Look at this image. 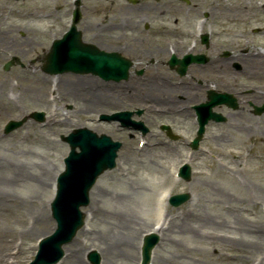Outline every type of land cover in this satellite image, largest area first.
Here are the masks:
<instances>
[{
  "label": "rangeland",
  "instance_id": "obj_1",
  "mask_svg": "<svg viewBox=\"0 0 264 264\" xmlns=\"http://www.w3.org/2000/svg\"><path fill=\"white\" fill-rule=\"evenodd\" d=\"M1 1V0H0ZM12 5H14L17 8H22L25 3H27L28 0H9ZM123 5V7L131 8L135 14V20L138 22V26H136L133 30L131 29H125L121 22L125 21L129 23L128 17H119L115 18L116 15H108V17L104 20L103 14L101 15L98 12L99 4L94 3L93 0H66L65 2H55V0H44V2L48 5V11H45L46 13H55L56 19L49 20V32L52 34H56V32L60 31V35L57 37H51L50 34L47 36L42 37L41 43L43 46L41 48H38L37 51L30 52V54H20V53H13L9 52L4 53V55L0 56V77L2 78H11L14 80V82H17V78L21 76L31 75L32 72H38L43 75H48L43 71V66L46 62V55L49 53V50L52 45L53 40L60 39L65 32L69 30L70 24H71V18L72 13L78 5L80 12H81V19L78 23V29L81 31L84 41L96 43V41L91 37L93 35L92 29L95 28L96 32L104 35L108 38L115 39L117 38V42L111 43V44H105L103 46L105 47H112V46H125V43L133 44V42H128V39L125 35L129 37H135L140 36L144 39V47L153 49L150 54H154L153 56L157 55V51L159 49H163L165 52V57L167 58L168 62V47L173 46L176 49V42H182L183 43V50L186 49V46L189 45L191 40L195 39L194 33L191 36L182 37L180 36L179 32L181 31H197L199 24L201 23L202 19H206V22H204L203 30L204 31H212V38L209 41L208 46L207 45H201L197 46L195 49L198 54L204 55L206 58H208V61L205 64H209L215 60H223V61H229L230 57L234 55V52L236 51L237 46L232 45V39L233 40H240V39H246L250 41V46L252 48H256L259 51L264 50V11L259 12L258 16H255L251 20H246L245 22L241 23H234V25H228L226 24L222 19H217L212 17L211 13V7L209 4L201 5V3L197 2L196 0H162V4L165 7H170L172 9V12L162 13V15H159L158 18H155L153 14L151 13L152 9L150 4L154 0H120ZM210 1V0H206ZM228 3H232L239 0H225ZM242 1H251V0H242ZM256 1L258 6H260L262 9L264 7V0H253ZM135 2V3H133ZM65 3V4H64ZM109 18H115V21H111ZM90 26L88 30H86V27L84 26ZM104 27L103 31H100ZM106 26L108 28H106ZM122 26V27H121ZM157 26L161 27V30L158 32L159 36H156L157 32ZM133 31L134 32L133 34ZM112 32V33H110ZM17 37L20 40H24L26 37V34L24 32H19L16 34ZM159 38V39H158ZM158 39V41H157ZM127 40V41H126ZM196 40V39H195ZM97 44V43H96ZM98 45V44H97ZM201 47L202 49H200ZM110 50V49H107ZM242 53V51L240 50ZM180 53V52H178ZM170 54V53H169ZM227 54V55H226ZM123 56L131 59L133 62H137L136 58L132 57L128 53H122ZM150 56V57H153ZM180 56V55H179ZM147 59L146 63L144 65L135 67L132 72L134 76L140 78L136 74L138 71L143 70L142 78H146L149 76L147 73V68L150 66L158 65L161 68L165 69L167 73H169L172 77H174V84H179L181 82V79L177 74L172 73L171 70L167 67V62L163 61L161 57L158 58L157 62L152 63L151 59ZM12 58H17L21 65H16L11 68L9 72L4 71V65L10 61ZM204 64V65H205ZM229 67L232 71L238 74V87L244 86L245 88L242 90L241 95L244 98L249 97V94L252 92L250 89L257 87L261 90L262 99H264V72L262 75H257L255 73L254 75L251 73H248L245 69L241 71L240 62L234 61L229 62ZM240 69H239V68ZM245 67V66H244ZM243 67V68H244ZM241 71V72H240ZM244 72V74H242ZM147 75V76H145ZM145 76V77H144ZM53 79V85L55 84L57 86L56 95L57 99L59 97V100L57 102V106L55 107V103H52L49 101L48 98L45 97V105L41 106H35L31 100H29L27 97L24 98L21 95V91H14L13 94L18 96L19 101L16 106V108L4 114L3 116H0V151L2 156L13 159L14 161L20 163L24 162L25 164H28V166L31 168L32 174H38V169L40 165H49V171L47 174L43 172V175L45 176V181L47 183V193H53L52 188L48 186V184H51V182L58 177L60 172L62 171L63 167V159L68 155L67 146L66 144L61 140V137L67 136L72 129L77 128V126L73 125L71 121L67 120L65 121V125L58 126L59 124L56 123L57 120L62 119V117H57L56 113L59 114H66L67 112H72L77 107L76 101H69L65 98L64 93L61 91V85L58 83V78L62 77H71V78H83V76H77L73 74H63V75H57L52 76ZM101 81V80H100ZM203 81L202 79H196L193 81L194 86L200 87V83ZM103 82V81H101ZM106 83V82H103ZM122 84L126 82H121ZM120 83V84H121ZM106 84H114V83H106ZM119 84V85H120ZM210 85V84H209ZM179 86V85H178ZM17 89V88H16ZM8 89L5 91V95L8 94ZM48 91H49V85H48ZM48 91H45V93H48ZM208 91V90H207ZM218 92H228L235 97V92H232V90L229 88L219 87ZM12 94V92H10ZM9 93V94H10ZM127 91H125V94ZM129 93V92H128ZM10 94V95H11ZM207 94L206 91L202 92V95L205 96ZM22 97V98H21ZM184 99V100H183ZM182 96H178V98H175L176 100V108L177 109H185L186 111H193V107L195 105L200 104L201 102H204V100H200L197 98L196 100L190 101V102H184L185 101ZM205 99V98H204ZM161 100H168L167 97H162ZM199 100V101H198ZM239 102V108L237 110L229 109L226 106H222L219 108H215L219 113H221L223 116L226 117V122L224 123H214L211 122V125L209 126L207 130L208 137L211 136V133H214L215 135L220 134L224 135L225 139L218 141L215 139L209 140L208 137L205 141H203L200 145V148L197 151L201 150H207L209 158L216 161L217 165H228L227 167H224L223 170L220 171V174H216L213 172V170H209L208 167H210L211 162H206L203 164L202 168L203 171L207 172L208 176L211 175V179L220 183H223V180H227V177H229V173H231L232 169L235 168V164L237 161L240 160V163L237 164L238 168L241 170H244L246 172V175H243L240 173V176L243 177L245 180V184L248 182L250 185V182L254 183L257 187L261 188L264 187V141H258L256 138H251L249 136H241L242 133H238L231 129L229 126V122L231 121L230 118L232 114H240V116H243L240 118V123L242 125L240 126H250L254 125L256 128L259 126H262L261 128H264L263 123L260 121L261 118L264 117V114L261 116H255L253 114V107L254 106H262L257 105L254 103L253 100L246 101H238ZM253 102V103H251ZM264 102V100H263ZM158 106L161 107V104L158 102L156 103ZM158 108V110L160 109ZM162 108V107H161ZM144 110L146 108L144 106H124L121 107H111L108 109H100L99 111L96 110L91 115L92 117L96 118V116H101L104 114H112L115 112L120 111H133L134 112V118L139 119L142 116H144ZM138 111H141L142 113L139 115L137 114ZM33 112H44L46 118L44 119L45 123L40 124L39 122H36L34 120L28 121L25 125L22 126L19 130H16L12 132L9 135L3 134V128L4 125L10 120H21L22 118L29 116ZM99 113V114H98ZM85 116V115H84ZM253 118L254 120L249 123L246 121V118ZM86 118L81 116L80 121L81 123H84V119ZM56 119V121H54ZM147 119H149L147 117ZM71 120L73 122H77V117H71ZM88 121V120H86ZM178 121H182L180 117H176V122H174L173 119L167 120V119H157L156 121H153L151 124V120L149 119V122L144 119V122H146V125L150 128L151 131H154V133L159 134V140L163 142H167L171 146L176 147L179 145V139L182 138V133H184L185 138H189V141L192 138L190 130L186 127V125L181 124ZM189 121L193 123V117L192 115L189 117ZM71 122V123H68ZM109 124L112 125V127H117V125L114 122H110ZM152 125V127L150 126ZM157 124L162 125H169L172 127V134L175 136L178 135L176 140H172L167 136V133L160 134L159 128H157ZM161 125V126H162ZM213 127V128H211ZM54 129L50 131V129ZM223 130L224 134L219 133V130ZM116 130V128H115ZM227 130V132H225ZM37 131V132H36ZM188 131V132H187ZM29 132V136L35 135L36 138L45 137L49 144L45 143L44 141H33L31 139L26 137L25 134ZM35 132V133H34ZM44 132V133H40ZM107 132V131H106ZM37 133V134H36ZM181 133V135H180ZM186 133V134H185ZM241 134V135H240ZM134 135V136H133ZM244 135V134H243ZM148 136V135H147ZM146 136V138H147ZM180 136V138H179ZM111 137L115 140H119L124 143V147L122 151H125L126 148L129 147L128 139H132V149L134 154H136V158L140 161V163H136L132 166V169H129V165H126L125 167L121 168L118 166L119 159L117 162V167L119 171V174L121 177L127 180H134L137 177L144 178V181L142 183V187L145 186V190L142 189V194L137 197L138 199V207L136 208V212H138L136 215V219L132 221L133 215L131 216V221L128 225L124 226V230L120 228H114V225H118L121 220L119 219H110L108 222H104L103 219H100L99 221L95 218V213L91 210L92 209V200L91 203L88 204L87 208H84L83 211L88 214L87 220H86V226L90 228L89 225H92L94 227L95 231L100 230L99 236H111L110 242L115 246L116 254L115 257L117 260L115 261L116 264H138V257L140 260V253L138 255L137 251V244L139 242L140 251L142 249L143 244V238L145 234H148L152 230L153 224L156 222V217L154 218V212L155 207L154 201L156 198V195L158 194V191H162L164 187L168 186L171 187V194H180V193H193L191 188H189L190 183L194 180L195 174H192V178L189 182H185L184 180L181 183L172 184L170 181L168 182H161L160 180H163V175L166 174L171 179V173L169 165L171 163H174L176 166H179V162L177 161V155L168 153L167 150H165L166 147L161 146L160 155L159 158L154 161V163L150 162L151 158L144 157V154L146 153V150H139L138 149V136L137 132L134 133H127L122 132V134H115L112 132ZM179 138V139H178ZM151 142V139H146L147 141ZM153 140V139H152ZM189 141L187 140V144L182 152L181 156V162L184 160H191L189 155L191 153L189 149ZM154 142V140L152 141ZM212 149V150H211ZM224 149V151L228 154L225 158H223L220 153L218 152L220 150ZM181 150V149H180ZM120 152V154L122 153ZM231 151H236V153H239L240 156H237L236 154L233 155V153L229 154ZM194 153V152H193ZM221 156V157H220ZM179 159V158H178ZM144 161H148L151 163V165L147 166L146 164H142ZM192 161H194V164L192 165V173L197 171L196 164L199 165V158L197 159L195 157V154H193ZM57 164L60 166V172L52 174L54 165ZM52 167V169H51ZM10 170V169H9ZM12 171V170H10ZM114 171V170H113ZM108 173V172H107ZM106 174V173H105ZM104 174V175H105ZM52 175V176H51ZM35 176V175H34ZM30 175V178L23 179L20 181L19 185L20 188H18V192L26 197L34 196L35 192L39 188V179ZM103 176V175H102ZM102 176L99 178V180L102 178ZM54 178L52 181L50 179ZM25 179V180H24ZM43 182V181H41ZM228 185V180L226 181ZM111 184V183H110ZM125 185V184H124ZM173 185V186H172ZM253 185V184H251ZM126 186V185H125ZM229 186V185H228ZM119 193H121L120 190H123V188L118 187L117 188ZM264 190L263 188H261ZM8 191H11L9 189H3L2 193H6ZM8 194H3L4 200L3 203L4 208L6 210H10V212L2 213L1 214V221H0V241H2L4 238H6L7 243V252L2 254V258L4 259V264H30L31 260H34L36 252L38 250L37 242L40 238L44 236H48L51 234L56 226V223L54 219L51 216V206L50 204L53 201V198L51 199L47 195L46 198H44V205L47 206V211L50 213V218L48 221L50 222L51 227L49 225H43L41 227H38L37 229H34L30 233H26L24 236L20 234V230L23 228L32 229L34 227V224L36 223V216L33 215V212L36 210V207H32L29 210L26 208H23V206L18 208H12L10 205L15 206L13 203L8 202L7 196ZM193 195V194H191ZM90 202V201H89ZM20 203L22 201L20 200ZM189 203V202H188ZM188 203L183 204L179 208H172L167 207L165 215L169 216V219H174L178 223L187 222V219L184 217L187 215L185 213L186 208L188 207ZM264 201H258L255 206H252L251 209L256 211L259 215L264 216ZM106 206H111L110 202L105 203ZM18 206V205H16ZM242 207L250 208L248 203L242 204ZM214 212L217 210L218 206L215 204H212L210 206ZM31 209H34V211L31 213L29 212ZM152 211V213H151ZM156 213V212H155ZM216 213V212H215ZM254 214H251L250 217L254 218ZM104 218V216H103ZM142 218L144 220H149V225L145 228H141L139 226H142L141 223L138 225V219ZM111 222V223H110ZM49 224V223H48ZM182 227V226H180ZM19 231L17 233L16 231ZM166 232V231H164ZM79 233L77 234V236ZM143 236V237H142ZM116 237V238H115ZM171 238V241H167V239ZM83 240V247H89L87 252H83L84 255V264H90L87 260V257L89 253L92 251H97L98 245L96 242H93L92 235H86L82 237ZM126 241L132 242L130 246H127L125 244ZM71 244L66 245L65 247H70ZM86 245V246H85ZM94 246V247H93ZM134 246V247H133ZM221 245L219 243H216L215 245L211 243L209 240H200L196 238L189 237L188 235H181L176 236V228L173 230L170 229L166 232L165 235L160 236V241L158 243L157 248L154 250V264H254L258 263V261H261V258L264 256L262 255L259 257L257 254H252L250 251L245 252H235L231 250L230 248L226 247H220ZM66 250V249H65ZM64 250V251H65ZM68 252V251H67ZM66 252V254H67ZM225 252V256L223 260H220V254H223ZM264 254V252H263ZM100 255V254H99ZM228 255V256H226ZM68 256V254L66 255ZM101 256V255H100ZM103 258V257H102ZM66 259V258H65ZM226 259V261H224ZM115 260V258H114ZM153 261V260H152ZM160 262V263H159ZM153 263V262H152Z\"/></svg>",
  "mask_w": 264,
  "mask_h": 264
},
{
  "label": "bare ground",
  "instance_id": "obj_2",
  "mask_svg": "<svg viewBox=\"0 0 264 264\" xmlns=\"http://www.w3.org/2000/svg\"><path fill=\"white\" fill-rule=\"evenodd\" d=\"M52 1V0H51ZM66 0H55V2H65ZM94 3L99 4L98 12L104 16V20L108 17V15L115 14V18L119 17H128L129 23L122 21L121 24L125 29L133 30L136 26H138V22L135 20V12L127 7H123L120 0H93ZM201 3V5L209 4L211 7V13L213 18L222 19L228 25H234V23L245 22L246 20H251L255 16H258L259 12L264 11L258 6L256 1H235L232 3H228L225 0H210L209 2L206 0H196ZM65 4V3H64ZM151 13L155 18H158L162 13L172 12L170 7H165L162 4V0H154L151 4ZM48 11V5L44 2V0H28L27 3L23 5L22 8H17L10 3L9 0H1L0 1V56L4 55V53H22V54H30V52L37 51L38 48H41L43 44L41 43L42 37L47 36L48 34L51 37H57L60 35V31L56 32V34H52L49 28V20H54L56 17L55 13H46ZM115 18H109L111 21H115ZM121 26V27H122ZM200 25L199 27H201ZM86 30L89 29L90 26H84ZM105 26L100 31H103ZM106 28H108L106 26ZM161 30L160 26H157V34ZM93 35L91 36L99 46L105 47V44H111L117 42V38L111 39L108 38L107 35H101L96 32V29L93 28ZM24 32L26 37L24 40H20L17 37V33ZM136 31H133V33ZM112 33V32H110ZM182 37H189L192 35L191 31H181L179 32ZM128 42H133V44H126V51L135 56L140 63H145L144 60H147L150 56V52L153 50L150 48L144 47V39L140 36H135L134 38H128ZM159 39V38H158ZM157 39V41H158ZM232 45L237 46L234 55L231 57L230 61L223 60H215L208 65L198 66L192 65L188 70V76L183 79V84L178 86L174 84V77L169 75L167 72L160 68L149 67L148 70L152 73H149L148 78L142 82L140 78L133 77L131 80L125 85H103L96 78H71V77H59L58 83L61 85V91L64 93V96L67 100L76 101L78 106L75 112H67L66 114L56 113L57 117H62V119L56 121L58 126L65 125V121L69 120L73 125L77 127H82V123L80 121L81 115H91V112H94V109L100 110L108 107H120L122 105L127 104H135L137 106H145L146 117H153V121L157 119H176V111L175 107V98L178 96H182L187 102L196 100L197 98L203 99L202 92L206 90H218L219 87L230 88L233 91L238 87V74L232 71L229 67V62H240L243 65V69H247L248 73H252L255 77V73L257 75H262L264 72V50L259 51L256 48H252L250 46V41L246 39H232ZM177 50L180 54H185V51L194 52L190 47L183 50V43L176 42ZM110 48V47H106ZM111 49V48H110ZM242 51V53L240 52ZM154 55V54H152ZM162 60H166L164 50H158L157 57L159 56ZM31 75L21 76L17 78V82L9 78L0 77V116L13 111L19 101L18 96L14 95V91H21V95L24 98H28L33 102L35 106L45 105V97H49V93H45L48 91V85L50 86L53 79L49 75H43L38 72H32ZM203 79V83L200 87L194 86L193 79ZM210 84V85H209ZM17 88V89H16ZM124 88L128 91L129 95L127 96L124 93ZM8 89V94L5 95V91ZM257 89L252 93V96L257 99L259 102L262 99L261 91ZM12 92V94L10 93ZM11 95H10V94ZM21 97V98H22ZM164 97L168 100H161ZM56 100V103L58 102ZM242 100V99H241ZM160 103L161 106H165L167 111L160 110L161 114L157 112V104ZM187 112H180L178 115L182 118V124L186 125L189 129L192 125L190 124L187 116ZM71 117H77L78 121L73 122ZM240 114H232L229 122V126L231 129H234L237 133L238 131L242 133L241 136H249L251 138H256L258 140L264 141V128L259 126L256 128L254 125H242L240 123ZM249 123L253 121V118H246ZM260 121L264 125V118H261ZM68 122V123H71ZM176 122V121H175ZM89 127L94 129L95 131H111L113 130L108 125L103 124H89ZM131 129V128H130ZM128 129V130H130ZM54 129H50L52 131ZM219 133L224 134L223 130L218 129ZM238 130V131H237ZM37 132V131H36ZM227 132V130H225ZM35 133V132H34ZM44 133V132H40ZM37 134V133H36ZM244 134V135H243ZM26 137H29L33 141H44L49 144L45 137L36 138L35 135L29 136V132L25 134ZM213 136L216 140L221 141L225 139L224 135L213 133ZM154 139V142H147L146 145V153L144 157L151 158L150 162L154 163L156 158L158 159L160 155L161 146H164L162 142H160L158 138V134L154 132L151 136ZM189 140L188 138H182L181 143L178 147H172L166 144L165 150L170 154L177 155L179 159H181L182 152L184 147L182 145L185 144V141ZM129 147L122 151L119 154V164L121 168L129 165V169H132V166L136 163H140V161L136 158V154H134L132 149V139H128ZM152 144V145H150ZM181 145V146H180ZM181 149V150H180ZM195 157L199 158V165H195L197 167V171L193 172L195 174L194 180L190 183L189 188L193 191V195H191V200L188 203V207L185 210L184 217L187 219V222L176 223L178 221L172 219L168 221L169 216H165L166 222L162 224L163 218V207L167 206L166 199L168 196V192L158 191L154 201V218L156 219L155 224L152 226L153 232L157 233L159 237L165 235L167 231L170 229L176 228V236L188 235L189 237L200 239V240H209L214 245L219 243L220 247L230 248L235 252H245L250 251L252 254H257L261 257L264 252V216L259 215L256 211L251 209L252 206H255L256 203L260 201H264V187H257L254 183L248 182L245 184V180L240 173L246 175L244 170L238 168L240 160L235 164V168L232 169L231 173H229V177L227 180H223V183L212 180L211 175L208 176L207 172L203 171V164L206 162H211L209 170H213L214 173L220 174V171L227 167L228 165H217V162L210 159L207 150H201L194 152ZM225 158L228 154L224 151V149L220 150L218 154ZM233 153L237 156H240L236 151H231L229 154ZM220 156V157H221ZM148 161H144L142 164H146L147 166L151 165ZM192 165L191 162H188ZM194 164V162H193ZM53 168L52 174H56L60 172V166L55 164ZM12 171H10V170ZM52 169V167H51ZM49 171V165H40L38 169V174H32L31 168L28 164L24 162H16L13 159L6 158L2 156L0 151V221L1 214L10 212V210H6L4 208V196L3 194H8L7 201L13 203L15 206L10 205L12 208H18L23 206V208L30 209L32 207H36L31 209L33 215L36 216L37 220L32 229H21L20 234L25 235L26 233H30L34 229L41 227L43 225H49L51 227L48 219L50 218V213L47 211V206L44 205L43 201L47 195L52 197V193H47V183L45 181V176L43 172ZM120 169H115L109 173H106L93 187L92 192L90 194L92 200V211L96 214L95 218L99 221L103 219L104 222H108L110 219H119L121 220L118 225H114V228H120L124 230V226L128 225L130 222L136 219V208L138 207V199L139 195L142 194V189L145 190V186L142 187V183L144 178L137 177L134 180H127L121 177L119 174ZM47 174V172H45ZM30 175L39 179V188L35 192L34 196L26 197L19 193L17 190L20 188V181L25 177V179L30 178ZM52 176V175H51ZM24 179V180H25ZM54 178L50 179L52 181ZM169 178L164 175L163 180L161 182L168 181ZM43 181V182H41ZM53 182V181H52ZM48 184L49 187L52 188L54 183ZM182 180L176 183H181ZM111 183V184H110ZM175 183V182H174ZM126 186H125V185ZM253 184V185H251ZM118 187L123 188L118 191ZM3 189H9L6 193H2ZM20 200L22 203H20ZM110 202L111 206H106L105 203ZM248 203L250 208L242 207V204ZM212 204L218 206L217 210L214 212L210 207ZM18 205V206H16ZM264 205V204H262ZM156 212V213H155ZM152 213V211H151ZM254 214V218H251L250 215ZM133 215V216H132ZM88 216V214H87ZM104 216V218H103ZM131 216L133 217L132 221ZM138 219L139 223L142 226L141 228H145L149 225V220H144L142 218ZM49 223V224H48ZM87 223V222H86ZM111 223V222H110ZM87 225V224H86ZM84 226L80 231L79 235L76 236L71 242L70 247H65V256L66 259L62 260V264H84V255L83 252H87L89 247H83L82 237L91 234L93 242H96L98 245L97 252L103 257V261L101 264H116L115 261L117 258L115 257L116 249L115 246L110 242L111 236H99L100 230L95 231L92 225H89L90 228ZM182 226V227H180ZM166 231V232H164ZM19 233V231H16ZM99 234V235H98ZM116 238V237H115ZM169 238L167 241H171ZM125 244L130 246L132 242L126 241ZM138 255L140 253L139 242L137 244ZM94 247V246H93ZM134 247V246H133ZM7 243L6 238L0 241V264H4V259L2 258V254L7 252ZM68 251V252H67ZM67 252V254H66ZM225 256V252L220 254V260H223ZM228 256V255H226ZM115 258V260H114ZM154 252H153V263L154 264ZM139 262V257L137 259ZM226 261V259H224ZM160 263V262H159ZM176 264H178L176 262ZM259 264H264V256L261 258Z\"/></svg>",
  "mask_w": 264,
  "mask_h": 264
},
{
  "label": "water",
  "instance_id": "obj_3",
  "mask_svg": "<svg viewBox=\"0 0 264 264\" xmlns=\"http://www.w3.org/2000/svg\"><path fill=\"white\" fill-rule=\"evenodd\" d=\"M71 38L67 39L68 37ZM65 37L63 41L57 42L50 54L48 65L46 70L50 73H58L64 71H73L77 73H88L90 70L94 73L105 76L107 79L120 80L122 77L127 76V70L130 63L126 60H121L116 54H105L99 51L92 45H84L81 42V34L73 28L72 32ZM61 43L66 45V56L62 68L58 69L57 64V46ZM85 57L88 62L87 68H79L74 66V61L77 57ZM12 63L6 66V70ZM180 65H184L181 63ZM186 65V64H185ZM109 69V71H107ZM223 102L228 103L229 106H234L226 96H223ZM80 134V133H78ZM72 137L70 140L73 154L71 156V164L69 165L68 173L63 177L64 181L60 186L59 199L54 207V215L59 221V230L51 238H48L40 255V258L44 257V250L49 247L52 249L51 258L45 260L46 262L57 261L61 257V246L66 243L70 237L73 236L76 229L80 225V217L77 210L80 206L85 204L88 190L92 187L95 179L106 169L113 167L114 150L112 153L108 151L107 157L104 152L101 154L96 153L90 146L86 144L85 139H79V137ZM201 135V133H200ZM99 143L96 142L95 147L98 149ZM80 147L82 153L76 155L74 153L75 148ZM182 175L185 179H190V172L188 168L182 171ZM189 199V195H182L172 198L171 203L178 206ZM71 213L74 222L71 226H66L64 220V213ZM78 215V216H77ZM156 237H149L145 242L144 255L146 260H149L150 252L155 243ZM37 264H41L38 260Z\"/></svg>",
  "mask_w": 264,
  "mask_h": 264
}]
</instances>
